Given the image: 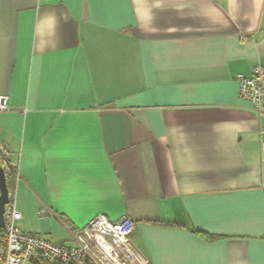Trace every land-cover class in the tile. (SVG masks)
<instances>
[{
	"label": "crops",
	"instance_id": "0c3cea01",
	"mask_svg": "<svg viewBox=\"0 0 264 264\" xmlns=\"http://www.w3.org/2000/svg\"><path fill=\"white\" fill-rule=\"evenodd\" d=\"M255 64L264 0H0L15 225L72 246L129 217L151 264H264Z\"/></svg>",
	"mask_w": 264,
	"mask_h": 264
},
{
	"label": "built area",
	"instance_id": "2783aa9c",
	"mask_svg": "<svg viewBox=\"0 0 264 264\" xmlns=\"http://www.w3.org/2000/svg\"><path fill=\"white\" fill-rule=\"evenodd\" d=\"M236 80L239 98L250 102L258 113H264V68L255 64L248 76L237 74ZM7 108V96L0 94V110ZM261 157L264 161V137ZM0 164L4 170L10 169L16 175L10 152L4 146H0ZM20 217L8 189L5 226L0 229V264H151L132 248L130 235L135 222L129 217L112 221L104 214L95 215L83 227L73 231L72 246L20 230L15 225Z\"/></svg>",
	"mask_w": 264,
	"mask_h": 264
},
{
	"label": "water",
	"instance_id": "95a60500",
	"mask_svg": "<svg viewBox=\"0 0 264 264\" xmlns=\"http://www.w3.org/2000/svg\"><path fill=\"white\" fill-rule=\"evenodd\" d=\"M8 202V185L5 170L0 164V229L5 226L4 212L5 204Z\"/></svg>",
	"mask_w": 264,
	"mask_h": 264
},
{
	"label": "trees",
	"instance_id": "16d2710c",
	"mask_svg": "<svg viewBox=\"0 0 264 264\" xmlns=\"http://www.w3.org/2000/svg\"><path fill=\"white\" fill-rule=\"evenodd\" d=\"M5 175H6V181H7L8 189L10 190L11 182H10V180H9V177H10V176H13L12 171H11L10 169H9L8 171L5 170ZM207 237H208L209 239L217 238L216 236H213V235H207Z\"/></svg>",
	"mask_w": 264,
	"mask_h": 264
},
{
	"label": "rangeland",
	"instance_id": "374dc122",
	"mask_svg": "<svg viewBox=\"0 0 264 264\" xmlns=\"http://www.w3.org/2000/svg\"><path fill=\"white\" fill-rule=\"evenodd\" d=\"M0 242H1V240H0Z\"/></svg>",
	"mask_w": 264,
	"mask_h": 264
}]
</instances>
